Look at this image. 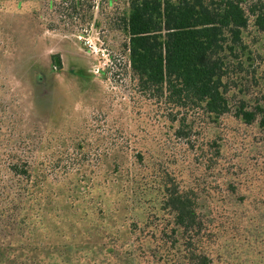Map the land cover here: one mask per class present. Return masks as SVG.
I'll use <instances>...</instances> for the list:
<instances>
[{"label": "trees", "instance_id": "obj_1", "mask_svg": "<svg viewBox=\"0 0 264 264\" xmlns=\"http://www.w3.org/2000/svg\"><path fill=\"white\" fill-rule=\"evenodd\" d=\"M65 2L0 0V264H238L264 238V0H104L113 57L74 78L41 57L90 20Z\"/></svg>", "mask_w": 264, "mask_h": 264}, {"label": "rangeland", "instance_id": "obj_2", "mask_svg": "<svg viewBox=\"0 0 264 264\" xmlns=\"http://www.w3.org/2000/svg\"><path fill=\"white\" fill-rule=\"evenodd\" d=\"M57 2H62L63 0H55ZM71 2L62 3L61 8H59L60 19H65L66 23H72L73 25H77L78 23H82V17H87V24H81V26L76 27L78 30L74 36L70 37V42H62L61 36H54L52 40L45 46L43 49V55L41 56L47 65L49 63L50 55H58V53L63 54L62 61L65 66H73L76 68L74 73L71 74V77L82 75L87 72L89 68H92V74L94 76H100L101 72L104 71L108 65L110 64V59L112 56V51L109 48V45L105 40V33L101 30H97L95 27V21L98 18V14L102 11L103 1L104 0H79L81 1V5L77 9V11L71 14L66 10V7H70L72 5L73 0H69ZM75 1V0H74ZM124 1V0H123ZM122 9L124 8V3L121 5ZM116 10L113 8L111 12H115ZM110 12V13H111ZM91 41V46L86 44V41ZM14 56L8 57L5 63V78L3 82L6 86V94L4 95L8 100L9 105H6L7 110H15V112L22 113L25 115L26 119L30 123V113L33 110V103L31 98V88L27 85L25 80H23L19 74H17V65ZM79 57V58H78ZM78 58V59H77ZM79 66V67H77ZM57 69V67H56ZM100 69V73L94 72L95 70ZM68 79L64 75H62L60 81L65 86L66 89H74L75 88V79ZM75 82V83H74ZM109 87V85H105V87ZM19 102V105L17 104ZM17 104V105H16ZM84 104L87 106H80L79 104L76 106V113L81 112L82 110L90 115H93V111L96 105L99 106L97 102L85 101ZM105 105V101H104ZM83 108V109H82ZM260 239L257 240L256 243L251 244L252 246H246L241 250L242 254L238 257V264H264V238L259 235ZM255 248V249H253ZM225 264H232L227 261ZM236 264V263H234Z\"/></svg>", "mask_w": 264, "mask_h": 264}, {"label": "built area", "instance_id": "obj_3", "mask_svg": "<svg viewBox=\"0 0 264 264\" xmlns=\"http://www.w3.org/2000/svg\"><path fill=\"white\" fill-rule=\"evenodd\" d=\"M86 44H87L88 46H91V47H92V45H91L92 43H91L90 40H87V41H86ZM94 72H96V73L99 72V73H100L101 71H100V69H98V70H95Z\"/></svg>", "mask_w": 264, "mask_h": 264}]
</instances>
